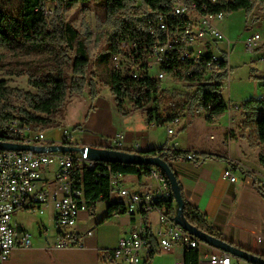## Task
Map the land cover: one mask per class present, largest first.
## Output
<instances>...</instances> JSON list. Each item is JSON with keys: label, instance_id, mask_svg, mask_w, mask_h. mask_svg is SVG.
<instances>
[{"label": "built area", "instance_id": "1", "mask_svg": "<svg viewBox=\"0 0 264 264\" xmlns=\"http://www.w3.org/2000/svg\"><path fill=\"white\" fill-rule=\"evenodd\" d=\"M216 3H222V0H210V7H202V0H160L154 6L144 4L143 0H135L131 13L142 24V29L148 36L149 33H157V43L155 47H150L143 57H136L140 38L121 39L120 50L112 58L114 68L127 67L133 78H138L140 70L143 69L157 81L167 77L174 81L184 77H201L218 84L225 100L223 92L226 79L230 75V64L225 65L224 58L227 55L230 60L232 42L226 38L220 26L228 14L217 13L214 9ZM260 40L261 35L258 33L249 35L245 45L248 50L254 51ZM226 41L228 48L222 50L220 43ZM192 87L195 90L197 83ZM262 98L264 95L257 99ZM226 104V113L229 116L243 109V103ZM175 107L176 103L169 101L165 107V116H168V110ZM213 108V104H209V108L196 104L193 110L195 114L216 122L218 119L211 111ZM181 122L182 117H175L169 122V133H174L175 126ZM25 125L29 124L20 119L10 120L7 129L9 139L6 141L27 145H50L44 134H25ZM64 136V142L71 143L70 132L65 130ZM124 139V134H118L108 147L123 149ZM194 157L195 154H189V159ZM98 163L88 160L79 152L42 153L0 149V264L9 259L16 246L30 247L32 244L29 231L23 232L19 239V230L13 222L14 212L21 208H30L42 213L53 202L56 210L55 225L59 230L55 246L60 249L85 246L84 235L69 230L77 225L82 207H91L87 203L83 184L74 180V169L77 166L95 167ZM50 167H56L55 190L39 185L43 170ZM101 174L107 176V173ZM224 175L232 182L237 180L231 170H226ZM122 176L110 173L108 200L111 203L124 204L126 213L134 218V222L130 236L121 238L115 248L107 250L111 264H139L143 260L147 261L155 242L160 249L168 251L177 246L184 250L188 247L196 248L202 264H254L200 240L167 214L165 207L160 203L165 200L172 201L176 214L177 204L161 169H154L151 176L158 184L154 188H126ZM154 211L158 213V226L151 236L146 218ZM94 233V229H89L85 235ZM175 264L184 263L177 261Z\"/></svg>", "mask_w": 264, "mask_h": 264}, {"label": "trees", "instance_id": "2", "mask_svg": "<svg viewBox=\"0 0 264 264\" xmlns=\"http://www.w3.org/2000/svg\"><path fill=\"white\" fill-rule=\"evenodd\" d=\"M92 1L102 2L106 11L105 19H114L116 22L115 30L110 32L108 37L106 50L110 56L113 58L119 52L121 39L140 38L136 57H143L153 44V38L150 34L148 36L142 29V24L130 12L135 0H0V48L4 50L0 52V71L10 76H28L29 85L36 90L33 92L11 86L9 79L0 80L1 140L9 139L7 129L12 119H20L29 124L25 127L32 131H45L54 126L53 116L60 112L69 97L82 95L87 86L91 87L93 96L98 93L97 81L89 75L92 59L87 37L71 22L66 21L63 15L64 11L80 3ZM143 1L146 5L154 6L160 0ZM49 3H53L54 7L50 8ZM257 4L261 5L264 13V0H222V3H216L214 9L217 13L230 14L242 9L251 13ZM202 7H210V0H202ZM49 11L53 15L49 16ZM224 64H229L227 55ZM108 71L104 84L110 87L124 113L130 111L124 108L125 101H129L134 110L146 111L149 120L155 121L156 124L169 123L175 117H182L185 109L193 111L196 104H203L208 108L209 104H213L211 111L217 119L226 114L228 105L219 85L201 77L176 80L191 86L197 83L192 93L181 98L163 89L162 81L152 79L148 71L143 69L140 70L138 78H133L127 67L116 69L111 64ZM16 101L21 103L16 104ZM169 101H174L176 107L168 110V116H165V107ZM243 109L247 118L254 122L255 138L250 139L251 145L259 143L264 146V98L245 101ZM207 120L214 122L210 118ZM143 152L148 156H159L170 164L173 161L188 159L190 154L188 151L171 147L153 148ZM202 157L204 160L218 158L210 153H203ZM260 161L264 166V153L261 154ZM154 169L159 168L152 165L99 162L95 167L77 166L74 169V180L83 184L89 206L93 207L99 201L107 202V213L101 219V222H104L117 214L126 213L124 204L111 203L108 200L110 173L137 175L143 178L151 177ZM101 173H107V176ZM166 178L171 186L167 176ZM178 181L185 201L184 214L187 220L200 230L223 238L219 232L207 225L200 209L187 202L179 178ZM160 205L165 207L167 214L175 220L174 203L165 200ZM158 252L155 242L151 256L145 264H151ZM185 254V264H202L196 248H186ZM258 255L264 258V255Z\"/></svg>", "mask_w": 264, "mask_h": 264}, {"label": "crops", "instance_id": "3", "mask_svg": "<svg viewBox=\"0 0 264 264\" xmlns=\"http://www.w3.org/2000/svg\"><path fill=\"white\" fill-rule=\"evenodd\" d=\"M220 26L222 29V25ZM261 83L264 85V82ZM124 108L130 110L129 113L138 111L131 105L126 107L124 104ZM193 111L185 109L182 122L175 126L174 133H169V123L155 124V121L149 120L147 113L142 114L145 126L134 127L127 124L122 129V124L114 123V113L109 102L100 98L86 119L81 142L83 146H109L118 134H124L123 149L146 151L171 147L195 154L192 159L171 163L187 202L199 208L207 225L219 232L223 238L239 247L264 255V166L260 161L264 146L259 143L251 145L250 139L255 138V133L254 128L253 133L246 128L248 120L245 113L243 114L244 109L228 115L226 123L222 122L223 118L212 122L221 131L219 139L203 133V117L195 115ZM158 126L165 128L161 136L154 132ZM45 135L47 138L46 131ZM47 142L50 145L59 143L48 138ZM203 153L214 154L218 158L204 160ZM226 170H231L237 180L232 182L225 177ZM53 174L56 176V167L43 170L39 185L55 190L56 180H53ZM122 180L132 190L154 188L158 185L153 177L123 175ZM107 208L105 201H99L90 208L83 206L77 225L69 230L83 234L85 246L65 249L55 246L59 230L55 225L56 210L53 202L42 213L30 208L16 210L13 222L19 230V239L23 232L29 231L32 244L30 247L16 246L9 259L2 264H111L107 250L115 248L121 238L130 236L134 218L122 213L101 222ZM146 222L153 236L158 226V213H149ZM89 229H94L95 233L85 235ZM157 246L158 253H161L163 250ZM169 253L175 262L181 261L185 264L186 254L182 247L177 246ZM143 261L145 264L146 260Z\"/></svg>", "mask_w": 264, "mask_h": 264}, {"label": "rangeland", "instance_id": "4", "mask_svg": "<svg viewBox=\"0 0 264 264\" xmlns=\"http://www.w3.org/2000/svg\"><path fill=\"white\" fill-rule=\"evenodd\" d=\"M49 7L53 8L54 4L49 3ZM105 8L102 2L95 3L94 1L86 4L80 3L78 6L64 11L63 15L66 21L71 22L82 34L87 37L88 46L90 49L92 65L90 76H93L97 81L98 93L93 96L91 87L87 86L82 95H74L69 97L65 106L53 116L55 122L53 127L46 129L47 138L50 141L62 142L64 140V131L67 130L72 135L71 143L68 146H82V135L85 133V124L88 115L93 109V105L101 98L106 100L111 105V110L114 113V123L122 124V129L127 127V124L146 125L142 114L146 111L138 110L137 112L123 113L119 108L118 100L112 93L109 86L104 84V79L109 73L108 67L112 64V56L108 53V37L109 33L116 28L115 20L108 21L105 19ZM131 12V11H130ZM49 16L53 15L49 11ZM261 5L257 4L255 10L248 13L245 9L234 11L221 21L222 31L231 44L230 52V75L225 82V90L223 92L226 102L233 104H242L252 98H258L264 94V15ZM260 34L261 40L255 45V50L250 51L245 45V40L249 35ZM228 42H221L220 48L226 50ZM220 49V50H221ZM0 52H4L0 48ZM219 53V50H217ZM221 54V53H220ZM95 75V76H94ZM9 79L10 85L19 87L25 90L36 92L28 83V76H10L0 71V80ZM162 88L169 91L176 97H185L194 91L191 85L185 82L174 81L167 77L162 80ZM21 102L16 101V104ZM125 106L129 107V101H125ZM152 107V106H151ZM92 108V109H91ZM118 111L120 113H118ZM118 113V115H116ZM193 113H195L193 111ZM184 112L182 113V117ZM244 114V112H243ZM197 115V114H195ZM199 116V115H197ZM244 116H246L244 114ZM228 114L226 113L222 122L226 123ZM125 118L127 120H125ZM202 118V116H201ZM226 118V119H225ZM247 126L250 133H253L254 122L247 118ZM203 133L220 137L221 131L218 126L202 118ZM155 134L163 135L164 127L158 126ZM203 134V135H204ZM214 141V139H210ZM216 141V140H215ZM228 151V148L226 147ZM54 175V174H53ZM53 180H56L54 175ZM126 188L132 189L127 182L123 181ZM171 251V250H170ZM168 250H163L161 253H156L151 261V264H175V260L169 256ZM140 264H144L142 261Z\"/></svg>", "mask_w": 264, "mask_h": 264}, {"label": "water", "instance_id": "5", "mask_svg": "<svg viewBox=\"0 0 264 264\" xmlns=\"http://www.w3.org/2000/svg\"><path fill=\"white\" fill-rule=\"evenodd\" d=\"M0 149L19 150V151H37V152H79L85 158L95 162L123 163L152 165L161 169L168 177L174 199L177 204V214L175 221L190 233L194 234L200 240L223 249L235 257L247 260L254 264H264V258L250 250L233 245L231 242L206 233L193 226L184 214L185 201L178 181V176L173 166L159 156H148L143 151H130L127 149H116L108 146H68L67 143L51 144L49 146H38L33 144H22L16 142L3 141L0 139Z\"/></svg>", "mask_w": 264, "mask_h": 264}, {"label": "bare ground", "instance_id": "6", "mask_svg": "<svg viewBox=\"0 0 264 264\" xmlns=\"http://www.w3.org/2000/svg\"><path fill=\"white\" fill-rule=\"evenodd\" d=\"M220 13H224V12H220ZM149 34L153 38V44H151V47H155V43H157V33H149ZM25 134H34V135L44 134V137H46L45 131L39 130L35 132V131L30 130L29 127H25Z\"/></svg>", "mask_w": 264, "mask_h": 264}]
</instances>
